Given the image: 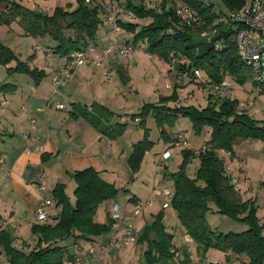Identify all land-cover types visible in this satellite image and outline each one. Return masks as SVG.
<instances>
[{"label": "trees", "instance_id": "1", "mask_svg": "<svg viewBox=\"0 0 264 264\" xmlns=\"http://www.w3.org/2000/svg\"><path fill=\"white\" fill-rule=\"evenodd\" d=\"M97 0L85 3L76 0L74 9L55 7L50 14L33 11L21 4L22 0H0V28H10L17 23L25 36L33 39L49 38L53 41L52 55L67 58L71 53L85 49L89 44L97 45L96 32L103 20L101 4ZM125 10L133 19L147 20L146 25L133 21L117 20V27L132 35V43H145V53L158 58L165 64L177 61L175 68L181 74L195 77L199 71L210 87L219 85L226 77L243 84L251 79L250 69L242 63L236 51L233 22L227 15L243 8L247 0H221L224 9L215 10L211 0H176L183 9L194 13L189 23L176 15L175 6L163 0L158 8H147L146 0H122ZM208 32L207 37L201 34ZM127 44V43H126ZM39 47V45H37ZM36 49V48H35ZM31 57L20 61L13 52L0 43V66L5 67L7 76L24 75L37 83L46 74L31 63ZM14 62V66L10 64ZM119 78L126 82L124 72L118 71ZM200 77V76H199ZM15 90L11 84H0V92ZM175 92L157 103L144 104L137 114L130 116L142 130V139L133 144L127 164L131 174L139 171L147 152L153 146L148 138L145 120L151 116L160 130L164 144L173 141L168 128L179 118H187L195 134L207 127L209 139L202 148L181 151V163L172 180V200L170 208L175 212L185 235L195 243L199 260L208 250L231 253L241 260V264H264V226L257 217L256 200H243L238 190L231 184L226 173L223 153L234 159V148L243 141L264 142V121H257L245 111L238 109V102L223 98L220 102L207 97V105L198 109L182 105L169 108L168 101H175ZM71 116L82 118L95 131L108 140H116L124 133L127 122L111 120L114 114L103 105L93 103L90 107L75 106ZM175 137V136H174ZM196 160L193 176L186 173L187 166ZM75 188L74 202L71 203L62 184L56 185L51 198L60 207V213L53 223L34 224L31 234L36 237L35 246L24 244L14 247V238L6 231H0V249L8 264H76L75 255L68 249V240L73 242L92 241L109 232L114 220L107 214L103 224L95 221L97 208L102 203L113 200L124 188L117 189L102 179L100 172L88 167L72 174ZM135 203L134 197L128 200ZM213 203L216 213L246 226L240 233H219L206 221ZM136 204V203H135ZM174 234L163 223V213L152 216V221L136 235V243L144 245V264H186L190 257L184 253L177 262L174 253ZM200 261V262H201Z\"/></svg>", "mask_w": 264, "mask_h": 264}, {"label": "rangeland", "instance_id": "2", "mask_svg": "<svg viewBox=\"0 0 264 264\" xmlns=\"http://www.w3.org/2000/svg\"><path fill=\"white\" fill-rule=\"evenodd\" d=\"M101 1L103 20H105L101 25H99L96 32V39H98L96 54L102 56L104 60L102 66H90L102 68L105 65V61H108L110 57H115L117 60L123 63L124 67L120 68V70L124 72L127 81L122 82L119 76H117L116 83L113 81L110 82L107 84V89L112 91V95L114 90L117 91L116 93L118 95V101L112 102V104H110L112 107L111 110L113 113L119 114V116L115 115V119H119L121 122L128 123L126 129L128 128V130H130V136H135V138L142 136L140 129L135 127L137 126L136 123H133L130 120V116L137 114L144 104L157 103L160 98L172 96L173 92L176 94V100L168 101L166 103V106L169 108H175L182 105L183 107H195L201 109L207 105V97L210 95L213 97L212 100L217 102H220V99L223 98L235 100L238 102L239 110L247 112L250 117L257 121H264V86L258 85L252 79L246 81L243 84H239L226 77L225 79L228 81L229 86L222 91L214 92L207 82L203 83L205 81V77H203L202 74H200V77L198 78L184 76L175 68L177 61H172L170 64H165L158 58L147 55L145 53L144 42H137L134 46L131 45L133 49L132 53H130V55L125 59L119 58L117 51H112V53H110L111 55L104 54L103 51L105 45L108 40H110L112 32V25L107 20V12H110L111 10V13L114 15L115 22L117 20L123 22L133 21L139 25H146L149 22V19L143 21L133 19V17L129 16L125 10L122 0H100L93 4L99 5ZM162 1L163 0H146L145 6L147 8H158ZM211 1L214 3L216 11L224 9L221 0ZM167 2L172 3L175 6V10L180 7L178 4L176 5V0H167ZM21 4L33 11L50 14L55 7H68L74 9L76 7V0H22ZM109 33L110 35L108 36ZM117 38L120 42L127 43L128 45L132 43V35L124 33L123 31H119ZM0 43L8 47L20 61H26L31 57V63L37 67L45 68L46 63L52 64L50 61L52 60L51 58H49L50 60L44 59L43 51L46 55H48L51 48L54 47L53 41L49 38L33 39L31 37L25 36L17 23H13L11 25V30L9 32L0 34ZM37 45H39L41 50H35ZM10 66H14V62H12ZM5 69V67L0 66V84H11L15 79L20 80L21 78H28L24 75H16L13 77L7 76ZM213 86L216 85H212L211 87ZM1 98L2 96L0 95V102L2 101ZM4 108L1 107L0 103V130L3 131L6 129L9 130L10 125L13 122L11 117L9 118L7 115L2 116L1 110H7L11 108L14 113L18 114V108L16 107L8 105ZM22 108L25 110L24 107H21V110ZM25 118H27V123L18 125V129L21 131L23 130V133L28 130V125L26 124H28V122L30 124L28 117L26 116ZM145 127L148 129V138L153 142V146L151 150L145 154L140 165L138 171L140 174V179L136 180V183L134 182V177L128 170L126 162L122 164L119 162V160H115L116 163L112 167V171H114L113 174L117 176V187L128 190L127 193L119 192L120 195H117L116 197L117 202L120 201L122 203V208L120 211H118V216L120 219L119 221H122L123 226L118 224L119 221L113 222L111 230L102 236L109 235L116 225L118 226V229L121 228V236L125 231L126 226H130L133 231L138 234L145 224L152 221V216L158 214L161 211L163 213L164 225L169 232L174 234L173 242L175 249L177 250L176 252L178 253V257L175 255V253L174 256L177 262H180L181 258L184 256V253H186L191 260V262L186 264H237L235 262L237 260L235 259V261L227 260V256L232 255L234 257L233 254L228 253V255H225L222 252L214 249L208 250L205 256L202 258V261L199 260L196 252V245L194 242L188 241L186 238L184 229L181 226L175 212L170 207L163 208L162 199L157 196L156 192L163 188H167L169 190L173 189L170 175L177 171L181 163V151L183 148L172 145V142L169 144H164L163 139H160V130L158 129L155 120L151 116L145 120ZM167 130L169 134H172L173 138L177 135V133H180L182 136H184L188 142V149H191L194 152L199 151L210 137V131L207 127H204L200 133L195 134L190 121L187 118L182 117L177 118L174 121L173 126ZM18 133L19 135H22V132ZM116 142L118 145L122 146L126 157H128L131 152V146L128 145L124 139H118ZM165 150H168V152L171 154L167 161L162 159V154ZM234 152V159H230L227 155L220 153V155L224 156L226 173L231 178L237 180L238 185L235 188L244 198L249 199L251 196L256 198L257 205H260V207L257 208L256 214L264 226V142L261 140L243 141L235 146ZM118 153L119 151L117 154ZM83 161L85 162L78 167H83L84 169L85 167L88 168L90 165L87 164V160ZM196 165V160H192L187 166L186 173L190 176H193L196 170ZM60 166L71 171L73 169L72 166L67 164V160H59L57 162H54L53 160L50 162L46 161L45 165V167L48 168L55 167V169L52 170L54 172L59 170L58 168ZM48 170L51 171V168ZM64 174V172L63 175L61 174V176L64 178H61V181L67 183V178ZM154 177H156V182L155 186H152ZM44 179L46 180L45 175ZM54 181L60 183V180L58 179L51 181L49 180L46 185L43 184L41 180L39 181V183L41 182L40 185H42L44 188L42 191L43 196H51L50 190L54 185ZM133 182L135 183L133 189L136 187V185L137 189L142 188L145 190V185H147L150 190L155 188L154 194H152V197L149 198L152 206L145 207L143 212H141L135 218H133L132 206L127 202V198H124V195H129V188L132 186ZM74 188L75 184L73 181H70V183L67 184V189L65 190L71 203L74 202ZM139 195H141V193ZM140 197L142 199L140 202H146L145 195H141ZM101 205L102 207L99 205L100 207L97 208L95 216L96 220L101 221L99 223L103 224L107 221V214L105 213L106 204ZM209 208L210 211L206 214V221L213 230L219 233H240L246 230V226L243 224H239L216 213V208L213 203H209ZM49 210L55 211L54 205H52ZM58 213H60L59 210ZM110 217H112V214ZM49 219L51 220L52 218ZM41 223L42 221H37L36 224ZM31 227L30 230L26 231V233H24L25 231L23 232L24 240L33 237L31 234ZM121 236L120 238L122 239ZM120 238L118 240L121 244L120 247H108L110 251L105 253H103L98 246H95L96 249L94 248L95 253L93 257L88 258L87 260L88 262L90 261L89 264H143L142 253L144 251V245H140L135 242L133 244L127 245L126 247ZM110 242L114 243L115 240H111ZM34 246L35 242H31L28 247L33 248ZM112 248H116V250ZM1 253L0 262L6 261L4 254ZM78 257L79 256L75 257L76 264H87L83 263L85 257L81 261H77L76 259H78Z\"/></svg>", "mask_w": 264, "mask_h": 264}, {"label": "crops", "instance_id": "3", "mask_svg": "<svg viewBox=\"0 0 264 264\" xmlns=\"http://www.w3.org/2000/svg\"><path fill=\"white\" fill-rule=\"evenodd\" d=\"M10 30V28L8 30L7 28H0V34L7 33ZM109 35L110 33L108 36ZM95 42L98 43V39H96ZM35 50L38 51L41 50V48L39 47V49ZM43 55L45 60L49 58L52 59H49L52 64H50L49 67H45L46 69L36 66L38 69H45L44 72L46 76L43 79L37 83L32 82L29 78H21L20 80L15 79L11 83V85L15 86L13 92H0L2 96V101L0 102L2 108L8 105L18 108V114L14 113L11 108L1 110L2 116L7 115L9 118L11 117L13 123H11L9 130H0V155L5 161L3 170H0V231H6L14 238L13 246L16 248L21 247L23 244L29 246L31 242H35L36 240L34 236L24 240L23 234L30 230L31 225L37 223L34 218V209L40 199L38 188L41 182L46 185L49 180H60V183L56 181H54L55 183L53 182L54 185L50 190V194L53 188L58 184H64L66 190L67 184L73 181L72 174L75 171L84 169L78 166L85 162L83 160H87L86 162L90 165L89 167L100 172L103 180L113 184L117 189H121V187H117L116 185L117 176L113 174L114 171H112V167L116 163L115 160H119L122 164L124 162L127 164L129 156L126 157L122 146L118 145L116 141L118 139H124L128 145L131 146L132 150L133 144L142 139V136L137 138H135V136H130V130L127 128L121 137L113 141L108 140L95 131L82 118L71 116L73 107H90L93 103L101 104L113 113L110 104L118 101V95L115 90L112 95V91L107 89V84L112 81L116 83L117 76H119L118 71L120 68L124 67L121 61L117 60L115 57H110L108 61H105V65L102 68H95L89 64L76 68L64 83L56 87L52 81V76L58 71L61 72L64 63L62 59L52 55L51 50L48 55L43 51ZM16 75L17 74L10 77ZM55 103L63 105L64 108L55 109ZM21 107L25 108L26 116L29 121H34V128H31L29 122L26 124L28 125V130H26L25 133H23V130L21 131L18 129L19 124L27 123V118L23 115ZM113 114L114 119H112L111 122H121V120L115 119V115L119 116V114ZM140 131L142 133V130ZM18 132H22V135H19ZM31 139L35 140L34 145L40 148V151L36 150L31 153L26 152V148H30L33 144ZM118 151L119 153L117 154ZM52 160L54 162L67 160V164L72 166L73 169L71 171L60 166L58 168L59 170L54 172L52 170H54L55 167H49L51 168L50 171L45 165L46 161L50 162ZM63 172L67 178V183L61 181V178H63L61 174L63 175ZM44 175L46 180L44 179ZM132 175L136 183V180L140 179V174L136 173ZM40 180L41 182L39 183ZM134 182L129 188L130 193L128 194L131 195H124V198H127V202L130 198L134 197L136 200L135 203H138L142 201L141 195H145V200L150 201L149 198L154 194L155 188L150 190V188L145 185V193L144 189H137V185L133 189ZM155 182L156 177L153 178L152 186H155ZM139 192L141 195H139ZM118 195H120V193ZM46 197L51 199V205L45 209V222L51 224L58 217V210L60 211V207L55 205L50 195ZM242 198L243 200H247L243 196ZM249 199L256 200L253 196ZM128 203L133 208L135 203ZM102 204H106V211H104L108 215H111L109 213H111L110 210L113 205L117 207L118 211L122 208V203L120 201L117 202L116 198ZM52 205H54L55 211L49 210ZM100 206L102 207V205ZM259 207L260 205H257V208ZM49 218L52 219L50 220ZM133 218L135 217L133 216ZM95 221L97 223L101 222L96 220V216ZM118 224L123 226L122 221H119ZM120 236L121 228L118 229L116 225L109 235L94 238L92 241H78L74 243L73 240H68L67 245L68 249L75 257L87 251L89 248L94 249L95 246H98L100 250L105 253L110 250L104 244L111 240H115V242L119 243L118 240ZM186 238L188 241H191L187 236ZM120 245L119 243L118 247H120ZM95 249L94 252L84 258L83 263L89 264L90 261L88 262L87 260L93 257ZM112 249L116 250V248ZM223 254L228 255V253ZM239 259L242 260V258L235 255L234 257L232 255L227 256L228 261L234 260L237 264H241V260ZM0 264L8 263L6 260L0 262Z\"/></svg>", "mask_w": 264, "mask_h": 264}, {"label": "built area", "instance_id": "4", "mask_svg": "<svg viewBox=\"0 0 264 264\" xmlns=\"http://www.w3.org/2000/svg\"><path fill=\"white\" fill-rule=\"evenodd\" d=\"M85 3H90L91 0H84ZM100 1V0H97ZM105 1V0H104ZM102 1L100 2V4ZM127 11V10H126ZM107 20L112 25V32L110 40L105 45L103 53L109 55L112 51H117L118 57L121 59L127 58V56L132 53V46L124 42H120L117 38L119 31L117 27V22L114 20V15L107 12ZM129 16L132 14L127 11ZM176 15L182 17L187 23L194 20V13L190 10L178 8L176 10ZM133 17V16H132ZM228 20L233 22V31L235 35L236 51L239 59L250 69L251 79L258 85L264 86V0H248L246 5L237 11H231L227 15ZM203 37L208 36V32H203L201 34ZM97 45L89 44L85 49L71 53L67 58H62L64 67L61 72L55 73L52 77L54 85L57 87L64 83L70 76L73 70L76 68L85 66L87 64L93 66H102L104 58L96 54ZM36 49H39L37 46ZM49 63L45 64V67H49ZM186 76V75H184ZM194 76L198 78L200 76L199 71H194ZM229 86L228 81L225 79L219 85L210 87L214 92L222 91ZM55 109H63L64 106L58 103L54 104ZM23 115L26 116L25 110L22 108ZM31 128H34V121H30ZM33 142L30 148H26L27 153L33 151H40V148L36 147L35 140L31 139ZM172 145L180 146L183 149L188 148V142L180 133L174 137ZM171 154L168 150H165L162 154L163 160H168ZM4 158L0 155V170L4 168ZM231 184L236 187L238 185L237 180L231 178ZM43 186L40 185L38 190L40 194V199L34 209V218L37 221H46L45 209L51 205V199L43 196ZM157 196L162 199L163 208L171 206V200L173 196L172 190L167 188L160 189L156 192ZM152 203L150 201L138 202L133 206V216L137 217L145 207H151ZM112 219L114 221H119L118 209L115 205L111 207ZM136 233L130 226L125 227V231L122 234V243L124 245H130L136 242ZM107 247H118L119 243L110 242L104 244ZM93 252L92 248L79 255L77 261H81L86 255ZM178 257V253L175 252ZM214 264V263H211Z\"/></svg>", "mask_w": 264, "mask_h": 264}]
</instances>
